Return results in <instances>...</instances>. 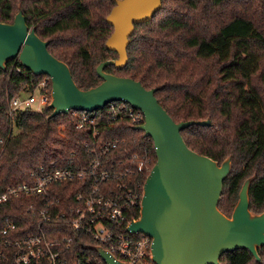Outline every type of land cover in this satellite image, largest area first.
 <instances>
[{
  "label": "trees",
  "instance_id": "trees-1",
  "mask_svg": "<svg viewBox=\"0 0 264 264\" xmlns=\"http://www.w3.org/2000/svg\"><path fill=\"white\" fill-rule=\"evenodd\" d=\"M115 1L0 0V22L12 23L20 10L28 27H34L38 37L48 41V51L67 64L77 88L86 91L101 83L97 65L117 57L105 47L113 30L106 17ZM127 57L124 67L107 65L104 71L139 82L146 90L154 89L157 102L175 123L209 120V126L191 125L180 133L188 149L198 155L218 165L230 159V173L217 205L219 212L230 218L243 183L251 179L249 211L261 214L264 0H161V8L152 19L135 24ZM5 65L0 69V192L28 182L30 172L40 166L88 165L106 142L118 141V148L109 151L103 162L120 173L128 170L123 183L138 195V205L130 216L137 220L149 175L145 170L142 174L137 171L138 163L143 157L151 170L156 156L151 139L133 126L123 111L130 106L114 102L121 111L115 116L108 113V107L88 113L95 117L94 138L89 129H75L68 114L50 117L49 108L18 111L9 118V101L31 93L46 75L36 77L18 61ZM16 66H21L22 72H17ZM74 194L68 191L58 197L67 204ZM20 214L29 220L19 202L0 206V229L6 220L20 223L16 218ZM257 254L259 262L246 250L225 253L219 264H264V247Z\"/></svg>",
  "mask_w": 264,
  "mask_h": 264
},
{
  "label": "water",
  "instance_id": "water-1",
  "mask_svg": "<svg viewBox=\"0 0 264 264\" xmlns=\"http://www.w3.org/2000/svg\"><path fill=\"white\" fill-rule=\"evenodd\" d=\"M161 8V0H116L106 17L113 30L105 47L117 53L96 67L101 83L89 90L77 88L69 67L54 57L42 40L29 28L19 10L12 23L0 22V69L17 58L36 77L50 79L51 116L70 111L92 113L114 102H122L142 112L144 124L137 129L151 139L156 162L145 180L139 218L128 231L152 240L153 264H219L225 253L248 251L259 262L257 250L264 247V211H249L247 179L238 194L230 218L217 209L223 182L230 173V159L220 165L188 149L181 131L191 125L209 126V120L175 123L155 98L139 82L106 73L104 67L126 65L127 46L135 24L147 22ZM106 264L115 261L95 247Z\"/></svg>",
  "mask_w": 264,
  "mask_h": 264
},
{
  "label": "built area",
  "instance_id": "built-area-1",
  "mask_svg": "<svg viewBox=\"0 0 264 264\" xmlns=\"http://www.w3.org/2000/svg\"><path fill=\"white\" fill-rule=\"evenodd\" d=\"M13 61L19 62L17 58ZM16 71L22 72V67L16 66ZM49 84L50 79L44 77L31 93L12 98L8 103V117L12 118L18 111L41 112L48 108L52 100ZM105 107L114 116L121 112L113 103ZM123 111L136 128L144 124L142 112L131 107ZM68 115L75 129H89L93 138L97 135L95 117L81 111H70ZM118 146V141L106 142L98 156L91 151L94 156L88 165L40 166L30 172L28 182L0 192V206L19 202L29 215L27 221L21 214L16 216L20 223L6 220L0 229V264H106L95 247L122 264L143 261L153 264L152 240L127 230L136 220L130 216L138 205L137 193L123 183L129 172L108 169L103 162L105 155ZM145 164L142 157L137 171L150 174ZM119 179L113 187L111 183ZM68 191L75 194L71 203L64 204L58 194Z\"/></svg>",
  "mask_w": 264,
  "mask_h": 264
},
{
  "label": "rangeland",
  "instance_id": "rangeland-1",
  "mask_svg": "<svg viewBox=\"0 0 264 264\" xmlns=\"http://www.w3.org/2000/svg\"><path fill=\"white\" fill-rule=\"evenodd\" d=\"M41 80H43V79H41ZM60 131H59V133H60V135L61 136H63V134H62V132H61V128L59 129ZM14 133H16V131H14ZM150 262L149 261H143L141 264H149Z\"/></svg>",
  "mask_w": 264,
  "mask_h": 264
}]
</instances>
